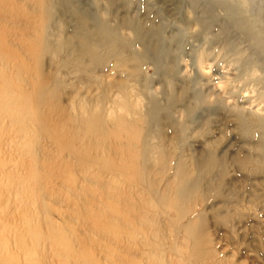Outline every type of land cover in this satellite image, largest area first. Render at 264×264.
Returning a JSON list of instances; mask_svg holds the SVG:
<instances>
[{
	"label": "bare ground",
	"instance_id": "bare-ground-1",
	"mask_svg": "<svg viewBox=\"0 0 264 264\" xmlns=\"http://www.w3.org/2000/svg\"><path fill=\"white\" fill-rule=\"evenodd\" d=\"M56 6V0H0V153L20 158L0 168V264H11L12 255L21 258L20 264H28L29 258L35 259L32 264L51 259L59 264H179L168 255L183 246L190 248L185 258L195 264H228L202 249L203 218L196 209L203 197L190 180V162L175 157L171 147L147 146L142 132L156 112L154 106L140 117L123 92L119 109L124 114H108L105 90L86 105L78 102L69 108L58 102V85L42 62L54 49L48 29ZM256 22L244 21L247 35ZM79 24L81 42L74 35L63 36L56 54L66 50L74 64L87 69L97 36L106 44L102 63L112 58L116 66L123 63L117 56L129 42L118 41L115 29L99 18L92 32L85 15ZM123 27L139 43L151 35L150 26L137 19L126 18ZM165 57L171 58L170 53ZM128 59L141 67V55L131 53ZM239 111L245 125L246 114ZM128 114L136 117L128 119ZM26 133L34 136L27 153L31 159L22 148L14 149ZM52 136L73 153L69 171L80 174L75 185L57 187L25 174L32 166L52 167V175L71 161L70 156H51L43 139ZM55 203L60 207L58 226L48 218ZM165 211L175 215L173 223L179 227L165 220Z\"/></svg>",
	"mask_w": 264,
	"mask_h": 264
},
{
	"label": "rangeland",
	"instance_id": "rangeland-1",
	"mask_svg": "<svg viewBox=\"0 0 264 264\" xmlns=\"http://www.w3.org/2000/svg\"><path fill=\"white\" fill-rule=\"evenodd\" d=\"M56 1L48 29L54 49L42 56V62L58 85V102L69 108L78 102L86 105L100 99L105 90L103 106L108 114H124L119 109L123 92L140 117L154 106L156 112L142 133L150 149L171 147L175 157L190 162V180L203 197L196 209L203 218V251L228 264H264V0ZM84 15L92 32L100 18L117 31V40L129 42L117 56L123 59L121 65L114 64L115 58L102 63L106 44L97 36L91 42L95 53L87 69L74 64L65 49L54 52L63 36L74 35L73 40L81 42L79 17ZM126 18L150 26L151 35L144 43L134 41L135 33L123 27ZM244 21L250 25L257 21L251 35L245 32ZM166 52L171 58L165 57ZM131 53L142 56L141 67L128 59ZM238 53L243 55L241 62ZM240 109L246 114L245 125L238 117ZM33 139L31 133L22 135L14 149L22 148L31 159L27 153ZM54 139H43L51 156H70L71 161L52 175V167L32 166L25 174L57 187L75 185L80 174L69 171L73 153L69 145ZM17 160L18 156L0 153V168ZM53 206L48 218L58 226L60 207ZM165 213L169 217L162 213V218L179 227L173 223L175 215ZM189 250L183 246L168 256L179 264H195L185 258ZM12 257L11 264L21 263L18 255ZM45 261L59 264L55 259Z\"/></svg>",
	"mask_w": 264,
	"mask_h": 264
}]
</instances>
